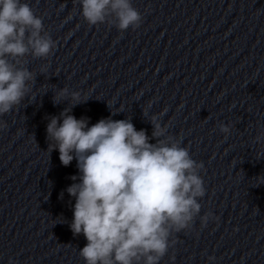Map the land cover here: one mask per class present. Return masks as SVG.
<instances>
[{"label": "water", "instance_id": "95a60500", "mask_svg": "<svg viewBox=\"0 0 264 264\" xmlns=\"http://www.w3.org/2000/svg\"><path fill=\"white\" fill-rule=\"evenodd\" d=\"M23 2L56 46L7 57L33 78L0 116V264H85L66 191L77 163L49 152L46 131L69 108L89 126L127 120L151 144L155 120L198 166L200 213L160 264H264V0H131L141 21L123 32L113 15L90 26L76 0Z\"/></svg>", "mask_w": 264, "mask_h": 264}, {"label": "clouds", "instance_id": "9594fccd", "mask_svg": "<svg viewBox=\"0 0 264 264\" xmlns=\"http://www.w3.org/2000/svg\"><path fill=\"white\" fill-rule=\"evenodd\" d=\"M76 2L90 26L113 15L121 32L139 27L141 16L131 0ZM42 31V19L23 0H0V116L20 104L33 78L7 57H23L29 48L34 57H48L56 45ZM64 95L61 91L55 99ZM72 99L79 103V94ZM70 112L52 117L46 131L49 152L58 151L64 167L77 163L78 175L71 177L66 191L75 200L70 229L87 241L80 257L85 264H160L175 243L170 236L188 229L200 213L197 200L205 188L196 174L198 166L178 142L159 139L164 131L155 120L152 137L158 142L151 144L145 131L135 130L127 120L101 119L89 126L87 118ZM220 131L227 134L229 128L221 125ZM257 183L264 184V177ZM210 218L203 216L202 225Z\"/></svg>", "mask_w": 264, "mask_h": 264}]
</instances>
